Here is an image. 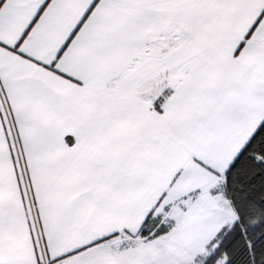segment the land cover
<instances>
[{
  "label": "snow or ice",
  "instance_id": "6c2138e0",
  "mask_svg": "<svg viewBox=\"0 0 264 264\" xmlns=\"http://www.w3.org/2000/svg\"><path fill=\"white\" fill-rule=\"evenodd\" d=\"M0 264H264V0H0Z\"/></svg>",
  "mask_w": 264,
  "mask_h": 264
}]
</instances>
